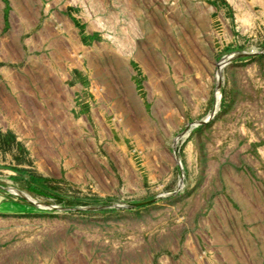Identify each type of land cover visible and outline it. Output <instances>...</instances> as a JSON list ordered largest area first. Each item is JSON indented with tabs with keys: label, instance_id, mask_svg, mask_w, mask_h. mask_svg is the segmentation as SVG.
Returning <instances> with one entry per match:
<instances>
[{
	"label": "rangeland",
	"instance_id": "obj_1",
	"mask_svg": "<svg viewBox=\"0 0 264 264\" xmlns=\"http://www.w3.org/2000/svg\"><path fill=\"white\" fill-rule=\"evenodd\" d=\"M0 264H264V0H0Z\"/></svg>",
	"mask_w": 264,
	"mask_h": 264
},
{
	"label": "bare ground",
	"instance_id": "obj_2",
	"mask_svg": "<svg viewBox=\"0 0 264 264\" xmlns=\"http://www.w3.org/2000/svg\"><path fill=\"white\" fill-rule=\"evenodd\" d=\"M25 196H27V195H25ZM27 197H29V196H27Z\"/></svg>",
	"mask_w": 264,
	"mask_h": 264
}]
</instances>
